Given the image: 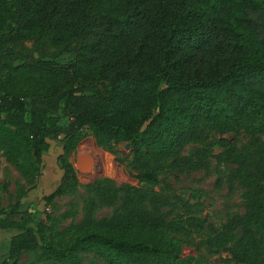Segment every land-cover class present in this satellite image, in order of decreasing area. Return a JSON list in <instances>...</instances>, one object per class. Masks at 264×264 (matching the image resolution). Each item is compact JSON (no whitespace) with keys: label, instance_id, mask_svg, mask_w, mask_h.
Returning <instances> with one entry per match:
<instances>
[{"label":"trees","instance_id":"trees-1","mask_svg":"<svg viewBox=\"0 0 264 264\" xmlns=\"http://www.w3.org/2000/svg\"><path fill=\"white\" fill-rule=\"evenodd\" d=\"M83 130L119 162L115 147L131 144L129 167L147 189L106 178L81 194L69 157ZM242 133L252 149L224 139L215 156L207 144ZM51 141L63 142V174L45 208L64 195L84 204L61 232L25 209ZM189 146L201 148L184 155ZM0 152L33 185L0 207L8 259L184 264L180 237L208 231L204 246L226 263L264 264V0H0ZM211 158L232 165L229 183L245 191L244 214L221 230L168 211L170 197L154 190ZM77 215L73 205L61 218Z\"/></svg>","mask_w":264,"mask_h":264},{"label":"rangeland","instance_id":"rangeland-1","mask_svg":"<svg viewBox=\"0 0 264 264\" xmlns=\"http://www.w3.org/2000/svg\"><path fill=\"white\" fill-rule=\"evenodd\" d=\"M70 59V57L65 56L62 62L67 63ZM81 134L82 139L69 157V161L76 170L81 194H84V186L106 178L113 180L117 187L133 185L147 189V187L139 185L133 177L135 173L129 167V162L132 159L131 148H128L126 143L118 144L115 147V151L119 153L118 158L123 160L119 162L116 155L98 148L94 138L87 130H83ZM224 139L233 142L243 150L253 148L251 139L244 133L239 136L211 134L207 144L213 147L215 156L221 152L218 145ZM50 143L51 149L46 155L47 167L44 176L40 179L37 189L29 193L28 199L25 201L28 203L25 209L39 218L45 219L46 214H48L54 230L61 232L71 225L81 222L84 204L80 196L64 195L45 208L43 197L55 190L63 174L61 164L57 161L64 154L63 142L51 141ZM198 148L201 147L189 146L183 151V154L191 155ZM83 157H89L92 160L89 170L84 169L85 166L81 160ZM77 163L82 164V171L75 166ZM232 169V165L211 158L207 170L163 175L168 187L162 185L154 190L170 197L172 207L168 211L174 210V212L184 216L190 215L201 218L208 225L221 230L230 218L244 214L243 198L245 191L237 184L231 185L229 183L228 179ZM32 186L20 176L14 167L5 161L0 152V207L7 209L10 205L22 201V195ZM73 205H76L78 215L75 218L62 219L64 214L73 209ZM111 213L112 209H105L99 213V217L108 216ZM208 234L209 232L205 231L202 234L193 233L190 236L180 237L183 242L182 257L184 264H235L226 263V259L229 258L228 253L214 254L208 251L204 246ZM3 241L4 244L0 248L1 253H3L0 263L7 260V264H46L37 262V253L24 254L17 261L8 259L10 237L6 242ZM83 258L84 264H105L100 258L93 255H84Z\"/></svg>","mask_w":264,"mask_h":264},{"label":"crops","instance_id":"crops-1","mask_svg":"<svg viewBox=\"0 0 264 264\" xmlns=\"http://www.w3.org/2000/svg\"><path fill=\"white\" fill-rule=\"evenodd\" d=\"M83 163V162H82ZM75 166L79 169V170H81L82 171V164L81 163H77V164H75ZM83 166H84V163H83ZM85 169V168H84ZM9 237H11L8 233H6V232H4V231H2V230H0V248H1V245L2 244H4V241L3 240H5V242H6V240H8L9 239ZM8 247V246H7ZM2 255H3V253H1V251H0V259H1V257H2ZM1 261V260H0Z\"/></svg>","mask_w":264,"mask_h":264},{"label":"bare ground","instance_id":"bare-ground-1","mask_svg":"<svg viewBox=\"0 0 264 264\" xmlns=\"http://www.w3.org/2000/svg\"><path fill=\"white\" fill-rule=\"evenodd\" d=\"M81 160L84 163L85 169L89 170V168L92 164V160L89 157H83Z\"/></svg>","mask_w":264,"mask_h":264},{"label":"water","instance_id":"water-1","mask_svg":"<svg viewBox=\"0 0 264 264\" xmlns=\"http://www.w3.org/2000/svg\"><path fill=\"white\" fill-rule=\"evenodd\" d=\"M127 146H128V148H131V144H128V143H127Z\"/></svg>","mask_w":264,"mask_h":264}]
</instances>
